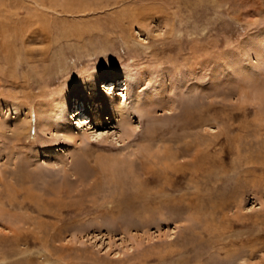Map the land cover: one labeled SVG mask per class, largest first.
<instances>
[{"label": "rangeland", "instance_id": "obj_1", "mask_svg": "<svg viewBox=\"0 0 264 264\" xmlns=\"http://www.w3.org/2000/svg\"><path fill=\"white\" fill-rule=\"evenodd\" d=\"M34 1L0 0V264H264V0Z\"/></svg>", "mask_w": 264, "mask_h": 264}, {"label": "bare ground", "instance_id": "obj_2", "mask_svg": "<svg viewBox=\"0 0 264 264\" xmlns=\"http://www.w3.org/2000/svg\"><path fill=\"white\" fill-rule=\"evenodd\" d=\"M48 2L49 3V1H50V3L52 2V0H38V1H34L38 6H40V7H45V6H47L46 4H45V2ZM74 1L75 0H69L68 2H65L66 3V5L68 6V5H72L73 3H74ZM47 3V4H48ZM49 5V4H48ZM75 6V5H74ZM73 8V7H72ZM50 9V8H49ZM71 9V8H70ZM47 11V10H46ZM39 12V11H38ZM134 12V11H133ZM41 14H43L42 12H40ZM45 13V12H44ZM133 14V16H134V14L135 13H132ZM141 13H138V14H135V15H140ZM41 17H42V15H41ZM135 18H136V16H134V20H135ZM138 19V18H137ZM34 20V19H33ZM41 20H43V21H41V25L43 26V27H45V28H41L42 29V31L43 30H45L46 28L48 29L49 27H52V26H50V24H49V22L47 21V20H44V19H41ZM29 23H31V22H29ZM28 23V24H29ZM32 24V23H31ZM52 24V23H51ZM32 28V27H31ZM38 28V27H37ZM34 29V28H33ZM32 30V29H31ZM42 33V32H41ZM50 38V37H49ZM47 39V38H46ZM51 39V38H50ZM49 39V40H50ZM8 44V43H7ZM93 84V83H92ZM107 89V88H106ZM85 96H87L88 97V100L89 101H91L92 103H93V105H95V106H97V107H100L103 111H107L108 109H110V108H116V102H115V100H113V98H111V96H109V95H101V93H97V92H87L86 93V95ZM137 99V98H136ZM69 102V100H67V103ZM71 103V102H70ZM76 105H77V107H76V109H80V108H82L83 107V109H85V102L84 101H81V100H78L77 101V103H76ZM90 114V113H89ZM78 115H79V113H77V114H72L71 116L69 115V117L71 118V119H75V118H77L78 117ZM91 115V114H90ZM74 116V117H73ZM90 117V116H89ZM70 118H63V120H64V125L65 126H67L66 124H65V121L68 123L69 121V119ZM85 119H88L87 117L85 118V116H81L80 117V120L82 121V123L83 122H86L85 121ZM72 121V120H71ZM66 128H68V127H66ZM127 129H129V127H126ZM66 131H69L68 129L66 130ZM133 131V128H130V130H128V132L127 133H124V135L123 136H128L131 132ZM65 133H68V134H70L69 132H65ZM72 134V133H71Z\"/></svg>", "mask_w": 264, "mask_h": 264}]
</instances>
